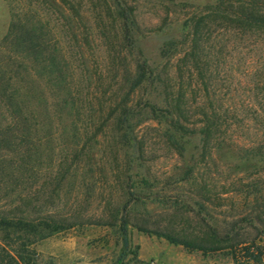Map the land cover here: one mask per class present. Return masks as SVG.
Listing matches in <instances>:
<instances>
[{
    "label": "rangeland",
    "instance_id": "obj_1",
    "mask_svg": "<svg viewBox=\"0 0 264 264\" xmlns=\"http://www.w3.org/2000/svg\"><path fill=\"white\" fill-rule=\"evenodd\" d=\"M219 4L0 0V79L24 96L31 127L13 151L0 150L14 175L0 180V214L25 208L67 226L29 247L31 264H116L131 191L140 201L127 213L121 264H233L234 253L248 264L253 243L264 253V150L250 154L259 149L245 146L254 138L245 130L218 133L208 147L201 133L204 112L252 116L264 73V35L212 17ZM23 38L53 54L56 67L30 55ZM143 59L157 79L135 87ZM211 229L233 238L226 249L191 252L156 234Z\"/></svg>",
    "mask_w": 264,
    "mask_h": 264
},
{
    "label": "trees",
    "instance_id": "obj_2",
    "mask_svg": "<svg viewBox=\"0 0 264 264\" xmlns=\"http://www.w3.org/2000/svg\"><path fill=\"white\" fill-rule=\"evenodd\" d=\"M215 9L216 11L212 12V17L221 16L224 19L226 18V20H231L240 32L245 34L256 33L264 35V5L261 2L250 0H239V2H235L234 0H220V4ZM210 18L211 16H208L197 23L195 31L196 35L200 33L202 26H205ZM124 20L125 39L128 45L134 49L131 29L129 26L130 15L128 13L124 15ZM21 40L27 45V47L29 46L28 50L32 51H30L29 54L34 56L36 60L41 61L42 63H44L42 61L44 60L45 62H48L49 66L53 68L56 67V58L53 54L45 56L43 51L38 50L40 49V45L35 44V41L32 39L23 38ZM198 43L199 41H194L195 46L192 56H194L193 54H195V51L198 48ZM263 57L264 52L258 56L257 62L259 63ZM139 73L135 87L136 85L139 86L145 82L153 84L157 79L156 71L151 68L145 59L140 62ZM257 78V100L251 104V108L254 109L252 116L237 115L231 118L227 111L223 115L216 114L215 112L212 114L204 112L205 118L203 122L205 126L201 129V133L205 139L206 147L212 143L216 134L223 133L224 135H227L230 131L233 133L234 131L241 129L254 136L253 140L244 142L245 146L250 147L251 150L259 149L258 152L252 151V153H250L252 156H259L262 152L261 149L264 150V137L259 136L260 133H264V73H261ZM23 97L24 96L18 88L13 87L10 83H5L3 82V79H0V150L13 151V147H15L13 146V141L16 135L19 134V132L28 134V132L31 131L30 119L26 114L28 112V105ZM175 108L176 110L181 111L179 107L176 106ZM230 141L231 139L228 140L226 138L222 140V143L227 144ZM237 143L239 142L237 141ZM255 145L257 146L256 148H254ZM24 159L25 157L22 158V161H24ZM5 164L6 161L0 158V180L2 181L14 178L12 172H7L4 167ZM8 164L11 168H14V163ZM138 201H140L139 196L131 191L130 199L123 207V215L121 219L123 249L116 264L123 263L129 254L130 241L127 213L129 212L130 205ZM16 211H18V214H0V234L2 235V240L0 242V264H31L29 256V247L31 245L67 229L64 222L50 217H42L40 216V213L37 214V218H33L25 208L22 210L19 208ZM262 223L264 226V222ZM156 234L164 237L174 245L183 246L191 252L199 251L203 253L222 251L226 249L224 243L233 240L229 235L221 237L213 229L209 230L208 233L195 238H190L187 235L177 234L172 231H158ZM244 251L245 261L248 264L260 263L264 260L262 248L255 243L246 246ZM233 260V264H241L235 253L233 254Z\"/></svg>",
    "mask_w": 264,
    "mask_h": 264
}]
</instances>
